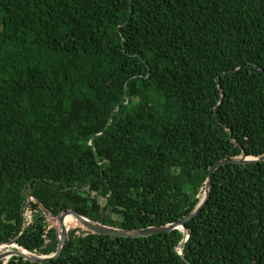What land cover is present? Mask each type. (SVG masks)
Returning <instances> with one entry per match:
<instances>
[{"label": "trees", "instance_id": "1", "mask_svg": "<svg viewBox=\"0 0 264 264\" xmlns=\"http://www.w3.org/2000/svg\"><path fill=\"white\" fill-rule=\"evenodd\" d=\"M244 157V161H236ZM264 0H0V264H264Z\"/></svg>", "mask_w": 264, "mask_h": 264}, {"label": "water", "instance_id": "2", "mask_svg": "<svg viewBox=\"0 0 264 264\" xmlns=\"http://www.w3.org/2000/svg\"><path fill=\"white\" fill-rule=\"evenodd\" d=\"M244 160H245L244 157H241L240 159H236V161H244ZM217 167L218 166H213V167L210 168V174H209V179H208V188H207V191H206L205 195L203 196V198L199 202V204L193 209V211L183 221H181L179 223L168 224V225H165V226H162V227H154V228H150V229H147V230H144V231H121V230L103 228V227L99 226L98 224H96L95 222L91 221L90 219L84 217L81 214L68 213L59 221L58 228H57L58 248H57V251L53 255H50V256H37L35 254H32V253L28 252L24 248L18 246L17 244H15V242L2 243V244H0V248H3V247H14V248L18 249V254H21L25 258L30 259L31 261H34V262H49L51 260H54L61 254L62 248L64 246V230H65L64 219H65L66 216H71L76 221L84 223L90 229H92V230H94V231H96L98 233L115 235V236H129V235L148 236V235H151V234H157V233H159L161 231H164V230H171V229H175V228H181V227H183L185 225V223L187 221H189L191 218H193V216L198 212V210L201 208V206L207 200L208 195H209V191H210V188H211V185H212L214 171L216 170Z\"/></svg>", "mask_w": 264, "mask_h": 264}, {"label": "bare ground", "instance_id": "3", "mask_svg": "<svg viewBox=\"0 0 264 264\" xmlns=\"http://www.w3.org/2000/svg\"><path fill=\"white\" fill-rule=\"evenodd\" d=\"M70 221H75V222H76V220L73 219L71 216H66L65 219H64V224H65V226H66V224H67L68 222H70Z\"/></svg>", "mask_w": 264, "mask_h": 264}]
</instances>
